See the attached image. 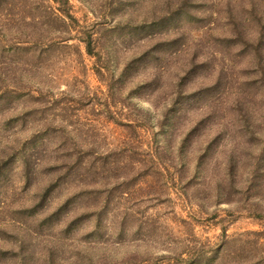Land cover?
<instances>
[{
  "label": "rangeland",
  "instance_id": "374dc122",
  "mask_svg": "<svg viewBox=\"0 0 264 264\" xmlns=\"http://www.w3.org/2000/svg\"><path fill=\"white\" fill-rule=\"evenodd\" d=\"M68 1L0 16V264H264V0Z\"/></svg>",
  "mask_w": 264,
  "mask_h": 264
},
{
  "label": "trees",
  "instance_id": "16d2710c",
  "mask_svg": "<svg viewBox=\"0 0 264 264\" xmlns=\"http://www.w3.org/2000/svg\"><path fill=\"white\" fill-rule=\"evenodd\" d=\"M28 0H0V16H9L11 17L10 20H15L16 19H21V18H31L30 15H23V13L26 12L27 6L31 5V8L28 9L27 13L31 12L32 10H35V12H39L41 15H45L47 17H54L55 19H60V17L62 18H68V20L74 22L76 21V18L74 17V15L71 12V7L69 5V1L68 0H60L58 1V5L63 6L62 9H58L57 7L51 6V5H44L43 3L41 5L42 9H38L36 7H32V4H34V1H30L29 4H27ZM46 4V3H45ZM6 6V7H3ZM10 7V8H7ZM15 7H18L20 10V13H22V15H19L17 13L12 12L14 10ZM63 16H60V15ZM14 18V19H13ZM33 20H35L34 17H32ZM36 21V20H35ZM36 24V22H35ZM8 25H0V34H2V29L6 28ZM17 28V26H16ZM82 42H84V46H85V50L88 54L92 55L94 53L93 51V45H92V39H91V35L88 33H84V37L81 39ZM24 41H15V46H8L10 50H12V53H10L11 55L17 54L16 52L18 51H26V48H21L19 47L21 44L23 45ZM14 44V43H13ZM4 53L8 52L7 49L3 48Z\"/></svg>",
  "mask_w": 264,
  "mask_h": 264
}]
</instances>
